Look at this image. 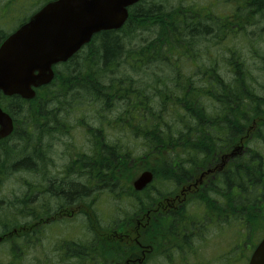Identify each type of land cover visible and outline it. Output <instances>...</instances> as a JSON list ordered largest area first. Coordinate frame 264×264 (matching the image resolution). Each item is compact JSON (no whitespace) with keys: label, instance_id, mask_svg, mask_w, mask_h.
<instances>
[{"label":"trees","instance_id":"1","mask_svg":"<svg viewBox=\"0 0 264 264\" xmlns=\"http://www.w3.org/2000/svg\"><path fill=\"white\" fill-rule=\"evenodd\" d=\"M41 1L25 0L21 15L25 16ZM241 1V5H252L253 12L264 13V0ZM190 14L169 10L163 0H146L133 9L121 31L101 33L92 48L57 67L53 83L40 89L34 100L7 98L0 93V105L15 122L13 136L0 141V186L10 176L39 170L47 196L61 195L55 199L58 202L72 201L84 192L71 180L55 186L53 181L57 179L49 169L53 167L52 147L68 135V120L79 109L85 113L90 108L95 127L85 126L83 121L77 127L88 134L91 152L78 148L68 174L80 167L81 173L88 171V181L103 185L102 193L108 191L117 200L130 199L143 196L131 188L132 181L143 170L152 171L157 183L194 182L201 170L213 166L221 155L235 146H245L243 156L221 173L216 185L205 188L207 194L200 195L199 200L212 206L210 192L225 198L223 192L228 188L234 217L231 222H243L247 234L255 237V224L264 225V202H260L264 198V82L259 83L257 77L264 72L259 67L255 72H246L242 55L238 50H230L228 41L256 23L240 12L234 23L213 20L211 14ZM154 31L155 38L143 37ZM6 36L0 28V41ZM165 66L171 70V76L146 75L152 79L143 84L147 89L141 93L133 79L146 72V67L160 70ZM124 93L126 97L121 96ZM119 104L127 107L126 118L133 122L119 124L109 119L110 111ZM126 125L135 130L133 134L127 133L128 141L104 140L110 127L126 131ZM20 186L28 188L27 181ZM152 189L157 192L156 198L165 196L163 190ZM90 193L88 187V214H95ZM31 194L26 192V199L7 200L5 207L0 202V233L31 223L18 219V215H31L19 210L28 206ZM150 204L153 206L154 202ZM6 210L13 213L4 220ZM23 237L28 243L31 238L38 240L27 234ZM12 253L18 258L17 249ZM60 255L63 259V251Z\"/></svg>","mask_w":264,"mask_h":264},{"label":"flooded vegetation","instance_id":"2","mask_svg":"<svg viewBox=\"0 0 264 264\" xmlns=\"http://www.w3.org/2000/svg\"><path fill=\"white\" fill-rule=\"evenodd\" d=\"M28 4L32 5V2H28ZM24 7L25 0H0V28L17 22ZM224 169L228 170V168ZM219 172H221V168L218 167L214 173ZM210 174H206L204 177H209ZM210 178L213 181L177 184L180 189L175 193L177 194L176 198L157 199L153 206L150 205V198L146 199L143 204L139 203L137 205L138 212L134 213L129 218L127 226L120 230L113 229L106 232L96 228L87 229L88 225L86 224L81 229H73L65 241L62 250L63 259L67 264H103L104 262L105 264H127V262L128 264H157L158 262L159 264L160 262L162 264H215L217 258L216 263L220 264L221 261H224L225 264H231V259L227 257L231 258L232 248L235 247L238 251V260L242 263L248 258V252L254 250L253 248L258 244L248 243L246 235H240L235 239L231 238L229 233L232 230L230 229L219 231L218 236L212 234L210 230L211 222L219 224L223 220L224 225H228L233 217L228 188L223 192L224 199H221L220 196L217 199H212L218 203L224 201V214H216L214 210L209 214V210L203 205L201 208L193 207L196 211L201 209L202 213H191L192 209L187 205L188 196L205 193L206 190L196 188L197 186L210 188L211 184H217L216 175L212 174ZM53 183L55 186L58 184L60 186L70 182L56 183L53 181ZM74 183L82 187V183ZM44 184L42 182L33 184L31 194L33 209L29 219L37 222V229L32 232L52 225L58 217L72 218L70 220L75 222L81 210L84 214L87 204L85 205L83 202L88 195L85 194L86 186L82 187L85 189L84 192L78 194L72 201H62L66 207H58L53 204L55 202L54 194L51 193L47 196L44 191H47V187L44 188ZM101 186L103 187L102 184ZM95 188L98 189L99 186ZM210 193L215 196L214 192ZM60 196H56V198ZM137 201L141 202V199ZM260 201L264 202V198ZM72 202L73 204H69ZM75 203L78 205L73 206ZM3 218H6V212ZM63 218L60 221H63ZM99 218L98 220H100ZM242 220L244 221V219ZM114 224L115 222L109 225ZM105 244L109 245V249L105 247ZM196 244L199 246L196 247ZM217 249L218 253L213 255Z\"/></svg>","mask_w":264,"mask_h":264},{"label":"rangeland","instance_id":"3","mask_svg":"<svg viewBox=\"0 0 264 264\" xmlns=\"http://www.w3.org/2000/svg\"><path fill=\"white\" fill-rule=\"evenodd\" d=\"M168 3L169 10L174 11V9L178 10L179 12L186 11L189 14L191 12H197L199 14L203 15H208L209 10L206 7H211V10L214 11L212 13V17H219V16H224V15H235L234 12L230 11L227 7V5H231L233 2H225V0H163ZM233 8L231 7V10ZM261 12H246L247 15L251 16H256V25L248 28V31L250 35L248 36V39L245 40L242 35H235L232 36L229 41H228V46L229 49H235L239 51V54L242 55V58L244 61H246V66L249 67L250 69L256 68L257 67V62L264 53V13L260 14ZM191 15V14H190ZM240 22H243L242 20H239ZM229 23H232L231 20L228 21ZM15 27H11L10 30L14 29ZM256 33L255 35H252V33ZM142 35V34H141ZM157 36V33L154 31L153 34L150 36L148 34H144L143 37L145 38H150L153 39ZM251 39L250 41H248ZM262 42H261V41ZM261 43V44H260ZM210 44L209 46H211ZM254 52V53H253ZM256 52V54H255ZM261 52V53H260ZM246 56V57H245ZM251 56V57H250ZM255 57V58H254ZM259 57V58H258ZM146 72H140L139 75L133 79V82L136 86L141 88L140 92L142 93V89H147V87L143 84H146L150 79L146 78L147 76L153 75V72H159L155 75L159 76H165V75H170L171 76V70L165 66L163 69H154L151 70L146 67L144 69ZM143 73V74H142ZM131 74H135L131 72ZM255 74V73H254ZM132 75V76H133ZM225 77L227 78L228 75L225 74ZM259 79H262L263 73L260 74ZM132 80V79H131ZM143 85V87H142ZM122 97H126V94L124 93L121 95ZM120 96H118L119 99ZM72 118L68 120V126L66 127V130L68 131V135H64L62 138L61 143H56L54 144V147H52L51 152H52V161H53V167L49 169L51 172V175L56 177V181L64 183L71 181L74 182H79L82 183V187L86 186V190L88 187H90L91 193H90V199L94 203H96L95 210L99 214V219L102 221L104 225H97V223L94 221V212L93 214L90 213L88 214V208L84 211V214L82 213V210L79 212L77 215V220L75 222L71 221H65L64 224H61L59 227L60 229H53L51 227L41 229V232L37 234V242L34 240H29L28 242H23L22 239L18 240L17 242H14L15 240L12 241H6L4 243L0 244V263L1 264H7V263H16V264H39L43 263L46 261H53L54 264H67V262L63 259H61L60 253H58V247L59 244H62L65 242L73 229H81L84 224L88 225L87 229H102L103 231H109L113 229L120 230L122 227H126L129 218L133 216L134 213L138 212L137 204L134 203L131 199L132 198H121L120 200H117L111 196V194L108 191H105L106 193L103 194L101 191L102 186L99 185V188L96 189L95 185L97 184V181H91L93 184H91L90 181H88L90 178L87 177L88 171H85V173H81V169H79L80 174H82V179L81 181L78 180L79 177L75 176L73 177L72 174H68V169L72 167V164L74 163L75 160V153L78 151L77 149L80 148L82 151L85 150L86 152H91V145L87 143V140H89L88 134L81 128L77 127V123H81V121L84 122L85 126L90 125L91 127H95V122L92 118L93 111L90 110H85V113L82 109H79L77 112L74 113ZM128 115V109L125 105L121 106L120 104L114 111H110V118L113 120H129V118H126ZM84 118V119H83ZM120 124V123H119ZM116 126L110 127L107 130V136H105L104 140L111 141H120V138H123V142L128 141V136L127 133L130 129L126 128V131H122L121 128H118V130H115ZM63 128V127H61ZM88 128V127H87ZM254 133V130L251 132V134ZM53 143L50 144V146H53ZM49 144H47L48 146ZM131 146V145H130ZM145 151L144 148L139 146V151ZM49 150H46L48 152ZM144 153V152H143ZM70 165V167H69ZM62 173V174H61ZM34 174H37L34 176ZM34 174H29V173H21V174H16L14 176H10L2 186H0V202H2L3 206L5 207V201L11 200L15 201V198H25V194H20L16 195L17 192L20 189V185L23 183V181L27 182H42L43 179L40 178L42 175L39 170L36 171ZM135 175V174H134ZM139 175V174H138ZM137 175V176H138ZM93 175L91 174V177ZM136 176V177H137ZM135 177V178H136ZM40 178V180H39ZM78 178V179H77ZM134 178V179H135ZM37 180V181H36ZM61 183V184H62ZM95 184V185H94ZM28 185V184H27ZM59 185V184H58ZM95 186V187H94ZM45 186V184L43 185ZM159 190H163L164 195L167 197L171 198H176L174 193H176V189L171 190V193L167 190L166 188H169L167 185L160 184L157 186ZM27 189V190H26ZM23 190H26L27 193L31 194L33 191V185H31L30 190L26 188V186L23 188ZM46 192V190H44ZM98 192V193H97ZM92 196V197H91ZM97 196V197H96ZM154 196V193L149 192L148 194L143 196V199H141V203L143 204L146 202V199L148 197ZM34 198V197H33ZM26 199V198H25ZM32 195L30 198L27 200L28 206H23L20 207V211H27L26 213L29 215L30 212H32L33 209V201ZM55 199L56 196L54 195V201L53 204L55 206H58L59 204L61 205L62 202H58ZM59 203V204H58ZM93 207V206H92ZM206 208H209V206H205ZM18 209V208H17ZM6 218L8 214H12V210H6ZM32 214V213H30ZM20 216L18 215V219ZM117 219V222L114 225H109V221L111 219ZM108 224V225H107ZM238 223H234V229H237ZM89 227V228H88ZM106 227V228H105ZM223 229L222 226H214L211 228V232L215 233L216 235H219V231ZM233 229V230H234ZM3 229H0L2 231ZM12 230V229H9ZM8 230V231H9ZM7 231V232H8ZM4 233H0L2 235ZM231 235V238L234 237L232 235V232L229 233ZM106 239V237H105ZM14 242V243H13ZM198 247L199 245H195ZM105 247L109 249V245L105 244ZM17 249L18 253L16 257L14 258V253H12L13 249ZM105 253V252H104ZM103 263V260H102ZM105 264V262L103 263ZM128 264V262H127ZM159 264V262L157 263ZM160 264H162L160 262Z\"/></svg>","mask_w":264,"mask_h":264},{"label":"water","instance_id":"4","mask_svg":"<svg viewBox=\"0 0 264 264\" xmlns=\"http://www.w3.org/2000/svg\"><path fill=\"white\" fill-rule=\"evenodd\" d=\"M139 1L59 0L47 5L1 47L0 90L33 99L36 89L53 81L55 65L72 58L94 33L122 28L127 8ZM0 126V138L13 132V120L1 109ZM153 181V173L146 171L133 186L142 191ZM250 264H264V240Z\"/></svg>","mask_w":264,"mask_h":264},{"label":"bare ground","instance_id":"5","mask_svg":"<svg viewBox=\"0 0 264 264\" xmlns=\"http://www.w3.org/2000/svg\"><path fill=\"white\" fill-rule=\"evenodd\" d=\"M261 41V40H260ZM262 42V41H261ZM261 44V43H260ZM254 53V52H253ZM261 53V52H260ZM246 57V56H245ZM251 57V56H250ZM259 58V57H258ZM62 174V173H61ZM78 179V178H77ZM79 180V179H78ZM45 188V187H44ZM98 193V192H97ZM25 196V195H24ZM61 197V196H60ZM92 197V196H91ZM97 197V196H96ZM78 201V200H77ZM75 202V201H74Z\"/></svg>","mask_w":264,"mask_h":264}]
</instances>
